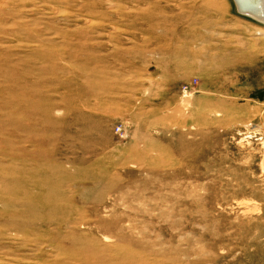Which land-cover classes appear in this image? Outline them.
Segmentation results:
<instances>
[{
  "label": "rangeland",
  "instance_id": "374dc122",
  "mask_svg": "<svg viewBox=\"0 0 264 264\" xmlns=\"http://www.w3.org/2000/svg\"><path fill=\"white\" fill-rule=\"evenodd\" d=\"M0 264H264V24L0 0Z\"/></svg>",
  "mask_w": 264,
  "mask_h": 264
},
{
  "label": "bare ground",
  "instance_id": "6f19581e",
  "mask_svg": "<svg viewBox=\"0 0 264 264\" xmlns=\"http://www.w3.org/2000/svg\"><path fill=\"white\" fill-rule=\"evenodd\" d=\"M237 12L264 24V0H231Z\"/></svg>",
  "mask_w": 264,
  "mask_h": 264
}]
</instances>
